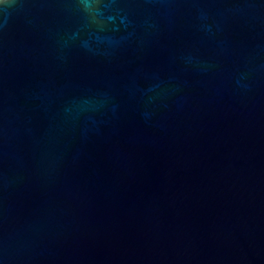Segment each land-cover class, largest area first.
I'll return each mask as SVG.
<instances>
[{
  "label": "water",
  "instance_id": "1",
  "mask_svg": "<svg viewBox=\"0 0 264 264\" xmlns=\"http://www.w3.org/2000/svg\"><path fill=\"white\" fill-rule=\"evenodd\" d=\"M0 264H264V0H4Z\"/></svg>",
  "mask_w": 264,
  "mask_h": 264
},
{
  "label": "snow or ice",
  "instance_id": "2",
  "mask_svg": "<svg viewBox=\"0 0 264 264\" xmlns=\"http://www.w3.org/2000/svg\"><path fill=\"white\" fill-rule=\"evenodd\" d=\"M4 2V0H0V4H2Z\"/></svg>",
  "mask_w": 264,
  "mask_h": 264
}]
</instances>
